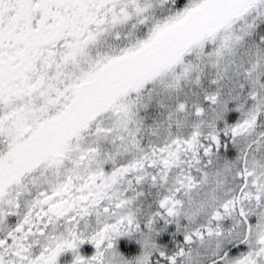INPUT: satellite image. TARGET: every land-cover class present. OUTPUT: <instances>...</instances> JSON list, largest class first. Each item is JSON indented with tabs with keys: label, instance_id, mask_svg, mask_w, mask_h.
Returning a JSON list of instances; mask_svg holds the SVG:
<instances>
[{
	"label": "snow or ice",
	"instance_id": "obj_1",
	"mask_svg": "<svg viewBox=\"0 0 264 264\" xmlns=\"http://www.w3.org/2000/svg\"><path fill=\"white\" fill-rule=\"evenodd\" d=\"M0 264H264V0H0Z\"/></svg>",
	"mask_w": 264,
	"mask_h": 264
}]
</instances>
